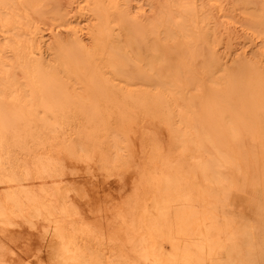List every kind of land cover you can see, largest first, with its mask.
<instances>
[{
  "label": "bare ground",
  "instance_id": "1",
  "mask_svg": "<svg viewBox=\"0 0 264 264\" xmlns=\"http://www.w3.org/2000/svg\"><path fill=\"white\" fill-rule=\"evenodd\" d=\"M0 264H264V0H0Z\"/></svg>",
  "mask_w": 264,
  "mask_h": 264
},
{
  "label": "rangeland",
  "instance_id": "2",
  "mask_svg": "<svg viewBox=\"0 0 264 264\" xmlns=\"http://www.w3.org/2000/svg\"><path fill=\"white\" fill-rule=\"evenodd\" d=\"M114 188V187H113Z\"/></svg>",
  "mask_w": 264,
  "mask_h": 264
}]
</instances>
